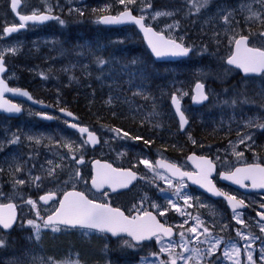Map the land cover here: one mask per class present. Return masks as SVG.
<instances>
[{
	"label": "rangeland",
	"instance_id": "obj_1",
	"mask_svg": "<svg viewBox=\"0 0 264 264\" xmlns=\"http://www.w3.org/2000/svg\"><path fill=\"white\" fill-rule=\"evenodd\" d=\"M23 1L21 13L45 12L58 19L32 24L25 31L8 38L4 31H0V56L9 54L14 58H22L25 63H19V68L33 76L32 79L27 78V81H39L40 78L47 80L49 72L57 73L58 76L54 78L58 79L59 83L51 82L50 87L44 82L40 83L39 87L52 95L58 104L67 98L64 88L69 86L70 79L80 82L81 79L88 80L89 77L99 78L93 61L97 62L99 68L108 69L105 61L100 63L102 51L107 44L96 45V40L100 39L99 33L110 43L133 39L136 33L140 36L136 29L132 30L133 27L121 30L100 28L98 19L103 14L100 11L111 6L103 0L92 4L86 0ZM157 2L158 0H134L129 3L125 0V3L121 4L119 0L117 5L121 7L113 11L134 10L168 37L191 47L192 54L178 65L166 63V68L158 80L160 82L163 76L168 74L162 90L160 87L155 88L158 83L152 84V81L147 83L149 88L144 86L141 75H144L145 68L140 70L141 75H136L135 71L130 73L129 57L120 58L121 55L114 53L111 57L117 65L110 64L111 71L102 77L103 84L111 88L105 97L107 107H119L120 112L123 108L122 114L128 118L144 123L152 122L150 125H154L160 133L159 137L167 138L168 142L179 132L178 128L174 129L175 117L170 105H167L172 94L176 93L183 101L185 113L192 118L191 125L183 134L189 137L193 147L196 124L201 128L207 124L216 126L219 131L221 129L218 126L227 124L226 127L233 130L234 140H250L259 133L256 129L247 131L246 126L249 121L259 122L260 107L264 108V77L247 78L241 86L245 94L243 103L248 108L256 107V110L249 111L250 117L246 118V111L244 114L230 111L224 117L203 119L201 107L190 109V105L193 85L200 80L205 84L213 102H217L218 94L213 80L221 82L219 74L232 75L236 72L228 66L227 70L224 68L225 59L230 55L236 37L249 35L252 45L264 49V37L260 35L264 27L260 28L259 33L256 32V29L264 24V0H208L207 4H203V0H189L188 4L183 5H156ZM11 14L10 1L0 0V25L15 23L16 19ZM62 27L65 28L64 31ZM63 32L68 35L71 52L80 57L70 61L57 59L59 51L55 42H58L60 33ZM136 51L133 47V53ZM205 64L210 66L209 69L204 70ZM217 71L221 73L216 74ZM20 77L22 75L14 67L4 76L6 80L11 81L19 80ZM85 80L82 85L78 83L77 86L87 87L92 84ZM239 95L241 92L234 90L229 99L235 100ZM151 105L157 107L156 112L149 110ZM204 106L212 107L209 103ZM27 116L31 117V114L28 113ZM30 117L12 123L0 116V203L19 202V217L15 229L10 233H4L0 229V238L5 236L13 244V251L0 254V264H171L173 259L179 260L180 264H264V222L258 220L253 212L232 211L205 196L194 195L188 184L171 179L165 172L156 168L154 155L162 157L165 155L163 151H152L147 146L142 148L137 145L138 137L133 139L135 137L128 133L125 136L126 131L109 126L94 127L102 139L101 148L96 149V154L110 155V160L120 167L132 158L142 178L147 180L136 187L140 194L135 202L141 206L152 202V206L159 213H164L161 216L174 218L175 223L181 226L183 236L180 235L179 239L158 240L159 251L145 248L137 257L128 249L132 248L128 245L124 248L125 251L118 249L120 244H127L125 240L117 239L114 243L106 235L92 229H71L57 225L59 231H54L51 226L44 227V217L55 211L57 203L41 205L37 200L41 192L53 190L62 194L68 187L77 186H81L85 191H92L89 186L90 170L76 164L79 158L89 153V147L77 136L65 137L60 132L56 138L53 132L57 130V124L52 126L51 131L41 128L37 130L36 123L30 121ZM201 128L198 129L201 131ZM52 146L55 147L51 148ZM65 146L66 149H60ZM232 150V159H224L228 166L244 159L237 148ZM144 161H148L150 166L145 165ZM152 181L155 188L150 192ZM37 192L38 195L35 196ZM254 199L258 200V197ZM29 200L34 201L36 206L29 204ZM30 220L40 225L38 239L35 227L28 224ZM241 220L243 223L239 222ZM194 227L197 231L191 232L190 229ZM205 228L208 232L204 231ZM47 236L69 238L70 244L76 237L77 241L81 242L82 249H68L64 246L59 248L55 243H47ZM89 244L93 246L91 251L95 252L92 259H89L91 252L86 248Z\"/></svg>",
	"mask_w": 264,
	"mask_h": 264
},
{
	"label": "flooded vegetation",
	"instance_id": "obj_2",
	"mask_svg": "<svg viewBox=\"0 0 264 264\" xmlns=\"http://www.w3.org/2000/svg\"><path fill=\"white\" fill-rule=\"evenodd\" d=\"M23 3H24V1L20 0V4L16 8V11L13 12L11 10L14 18L16 19V22L8 24V25H5V24L0 25V31H4L6 28L19 27L20 23L17 19V15L18 14L26 15V14L21 13L22 5H24ZM10 9H11V7H10ZM28 26H30V25H25L24 29H21L17 32L14 31V32H11L9 34H7L4 31L6 34V38H8L9 36L17 35L21 31H25L27 28H29ZM61 35H62V33H60V36ZM65 35L68 36L66 33H65ZM55 47L58 49V42L57 41L55 42ZM69 49H70L69 52L72 56V58L70 60H73L74 58L80 57V56L71 52L70 46H69ZM74 56H76V57H74ZM0 57H2V56H0ZM3 58H4V65L7 67V72L5 73V75L10 71V68H12V67H14L16 69V71L22 75V77H20L19 80H12L11 81V80H6L4 78L7 81L8 85L13 87V88L16 87V88H27V89H29V91L32 93L33 97L36 98L38 101H40L41 104L38 106L37 105L35 106V105H32V104H29V103H26L24 101L16 99L13 101L15 103H17L18 105L23 107L22 115L18 118L8 117L5 114H0V116H3L7 120H10L12 123H14L16 121L22 120L25 117H30V116H27V114L30 113L31 114L30 121H33L36 123L35 127L37 130H39L41 128V129H47L48 131L49 130L51 131L52 126H55L57 124V126H56L57 130L55 132H53L54 135L56 136V138L59 137V133L61 132L62 135L65 137L72 136V138H74L77 136L79 138H82L83 141H85V138H86L85 135L80 134L75 129H73L69 126L70 123H77V124H82V125L84 124V125L89 127L88 120H86V119L84 120L83 117L80 115V113H81L80 109L78 107H76V112H75V111L70 109L71 104L68 103V100H70V96L68 95L67 91L76 92V90L80 87L71 86V88H68L69 86H67L65 88L66 90L64 89L65 90L64 92H66L67 98H66V100L63 99L64 102H62L61 104H58L55 101V99H53L54 97L52 95L48 94V92H45L44 89L39 87V84L44 83V82L50 87H52L50 85L51 82L59 83L58 79L54 78V76L55 77L58 76L57 73L55 74L54 72H49L47 74V77L51 78L50 81H45L42 78H40V80H39L41 82L34 80V79L31 81H27V78L32 79L33 76L27 72L21 71V69L19 68V63H25L22 58H20V57L14 58V57L10 56L9 54ZM68 78H69V76H68ZM90 78L91 77H89L88 80L84 79L85 82L87 81L90 83ZM69 83H71V80L69 81ZM25 85H27L29 87H27ZM73 94H77V93H73ZM257 108L259 109V106H257ZM61 109L71 111L72 113H74L77 116V119L70 120L69 118H67L65 115L62 114ZM251 109L256 110V107L254 106L253 108L252 107L248 108L246 106V118L250 117L249 111ZM260 112H261V116L259 117V122L258 123H250V121H249V124L246 126L247 131H250L252 129H254V130L256 129L259 131V133L254 135L250 140H244L242 142L239 140H234V138H235L234 134L204 136V135H196L194 133V139H195L194 147H200L201 149L199 151H191V152H194L198 155H205V156L209 157V159L211 161V165H212V170L210 172H213L211 179L214 182V184L218 187V189L222 190L225 194L237 197L238 199L242 200L246 204V209L243 212L251 211L256 216H258V213H260V214L264 213V207H262V206H264V193L258 194V193H254V192L253 193L241 192L240 190L234 189V188L228 186L227 184H225L224 182H222L220 180V175H221V172H232L237 166L253 165L254 164V165H260L261 167H264V108L260 107ZM191 121H192V118L190 119V122ZM176 125H177V127H179L176 119L174 118V127L175 128H176ZM225 126H227V124H225ZM225 131H227V130H225ZM179 133L180 134H176L171 139H169L171 141V143L169 145L174 149L172 151H168L167 149L160 147L159 145H153V144L152 145L149 144V145H147V147L150 148L152 151L155 149L162 150L165 153V155L162 156V158H165V159H168V160L174 162L175 164L180 166L183 170L191 171L192 168L186 162V155L190 152H186V150L183 149L185 147L183 146V143H182L183 140H187L188 143L190 144V139H189V137H187L186 135L183 134L185 132L179 131ZM235 142H237V143H235ZM101 144H102V139H101ZM100 146L98 147L99 149L101 148ZM190 146H192V145L190 144ZM54 147L55 146H52L51 148H54ZM66 148H67V146H65V148L60 147L61 150L66 149ZM235 148H237V151L242 154L244 159L240 160V161H235L231 164V166H228V165H226L224 159L226 158V159L231 160L232 159V151H234L232 149H235ZM88 152L89 153L85 157L79 158L76 161V164L79 167H85V168L89 169L90 170V178H91V174H92L91 163L95 160L109 161L115 167H120L119 165L113 163L112 160H110V159H112V157L108 154H104V153L96 154L97 150L91 149V148L88 149ZM157 157H159V156L154 155V159ZM74 159L76 160L75 157H74ZM79 161H82L81 165L78 164ZM120 168H131V169L138 171V180L135 183V185L132 186V188H130L129 190L113 193L108 189H105L102 192H97V191H94L91 189L92 191L89 192V191H85L84 188H81V186H77L75 189L81 190L91 200H94L95 202L104 203V204L110 205L114 208L120 209L128 217L143 215V213H145V212H148V213L153 212L157 215V217L159 218V220L162 223H164L167 226L171 225L175 228L176 234L173 238H165L163 235H157L159 237V239H157V236H154L151 239V241L144 242L140 245L135 244L133 241H131L130 239H128L126 237L117 238V239H119V241H124V240L130 241L131 245L133 244V246H135L131 249H132V252L137 255V257L141 255L140 251L144 250L145 248H148V249L152 248L156 251H159L160 248L158 247V245H159L158 240H171V239L181 238L180 237L181 226H179L175 223L173 217L168 216L167 218H165V217L161 216L160 213L152 206V202H149L148 204H144L143 206H141L138 202H135L138 195L140 194V192H137L136 187L139 186V184H141V183L143 184V182L147 181V180L142 178L141 173L137 169L132 158L130 159L129 162L126 160L125 164L123 166H121ZM158 170L165 172L163 169H158ZM167 175L171 179H174L177 181H182V182H185L186 184H188L186 182V180H184V179L180 180L178 178L171 177L169 174H167ZM89 184H90V180H89ZM150 185L152 187L150 186L149 191L153 192L154 188H155L154 182L153 181L150 182ZM248 186H250V183ZM188 187L194 193V195L199 196V197L205 196V198H207L208 200H211L212 202L226 206V203L223 199H212V198L208 197L206 194L202 193L196 187L189 186V185H188ZM69 188L70 187H68L67 189H69ZM52 191L53 190H47L45 192L49 193ZM45 192H43V193H45ZM105 193H107V195H105ZM33 194H35V193H33ZM127 194H129V195H127ZM36 195H38V192L35 194V196ZM41 195H42V192L37 196V200L40 198ZM60 195L61 194H58V196H60ZM254 197L255 198L258 197V200H255ZM6 203L14 204L17 211L19 212V209H18L19 202L15 203L14 201H8ZM262 221L264 222V219H262ZM109 239L112 242L117 240V239H112V238H109ZM177 250H178V248H177ZM176 262L178 263L179 260H176ZM178 264H180V262Z\"/></svg>",
	"mask_w": 264,
	"mask_h": 264
},
{
	"label": "snow or ice",
	"instance_id": "obj_3",
	"mask_svg": "<svg viewBox=\"0 0 264 264\" xmlns=\"http://www.w3.org/2000/svg\"><path fill=\"white\" fill-rule=\"evenodd\" d=\"M128 2L132 3L134 2V0H128ZM207 2L208 0H203V4H207ZM16 3L17 0H13V4H12L13 8L16 7ZM120 3L124 4L125 0H120ZM157 15H160V13H157ZM253 15L256 14L253 13ZM49 19H58V17H52L46 14L37 15L35 13L30 16H20L21 21L31 20V21L43 22ZM143 19H144L143 17L136 18L134 16H131V13L129 11L122 12L118 17H109V16L102 17V21L104 23H119L124 20H134L135 23L141 26V28L144 30L146 35L151 33L152 37L155 38V39L150 38L149 43L152 46L153 52L157 56L164 55L166 54V52H170L172 55H187L189 53L190 49L183 46V44L177 43L176 40L165 39L163 35L152 32L151 28L144 27L142 23ZM60 23H63V21H60ZM24 26L25 25L21 23L19 25V28H23ZM17 30L18 29L16 27H11V28H6L4 31L6 33H11ZM246 40L247 37L244 36H241L239 39L235 40L237 54L229 58L228 63L237 65L239 68H242L245 73L261 72L262 70H264V50L258 48H248L245 44ZM242 45L244 46V52L246 53V55L243 56L239 55ZM100 63L103 64L104 61L101 60ZM3 71H5V69L3 67L2 60H0V72ZM0 84H3V81H0ZM197 88L202 89L203 85H197ZM4 90L12 91V89H7L6 87ZM22 94L28 95L27 92H24ZM198 99L205 100L207 99V97L201 91ZM173 102L176 103L177 111H179L180 110L179 101L176 100L175 97H173ZM4 106L5 105H0V107H4ZM6 110L9 112L21 111L20 107L17 105H7ZM61 111H63V109H61ZM68 115H71V113H68ZM180 121H181V128H183V126L187 123V120L185 119L182 112L180 113ZM72 127H77V125L73 124ZM80 131L82 133L87 132V129L82 128L80 129ZM88 135L91 143L95 144L98 142L93 133H89ZM124 135L126 136L127 133H125ZM29 139H32V137H29ZM189 159H194V157H189ZM199 159H201L203 163L207 165V168L201 167V165L199 164L197 165V167L201 169L200 175L204 179H207L209 172L212 170L211 161H208L205 158H199ZM143 163H145V165L150 166L148 161H144ZM104 167L111 168L110 165H105ZM112 173H114L115 175L110 176L98 171L97 175L92 179L93 185L97 188H101L105 184H109L110 186H112L113 190H115V188L118 187H126L127 184L131 182L132 179H135V174L132 172L123 173V172H118V170L116 169H112ZM239 173H244V175L237 178L236 174ZM236 174H233L226 178L234 179L235 182L238 184H242L245 179H251L253 187L264 188V167H261L260 165H252L249 166L247 169L238 168L236 169ZM180 175L182 176L187 175L191 178V174L189 173H180ZM197 182L199 183V180H197ZM19 183L23 184L24 181H19ZM54 195L55 193H49L46 196H41L40 200L48 202L49 200L53 199ZM105 195H107V193H105ZM234 199H235L234 197H229L230 201ZM28 203L31 204L33 207L36 206L35 202L32 200H29ZM242 204L243 201H237L236 203L232 204V207L233 209H235ZM173 207H175V205H173ZM0 208H7L9 210H14L15 206L12 204L0 205ZM163 214H164L163 212L160 213V215ZM37 215H39V213H37ZM261 216L264 217V213H261ZM14 220H15L14 211H10L7 216L0 215V225H2L4 229L10 228ZM239 222L243 223L242 220ZM28 224L33 225V227H35L37 233V239H38L40 225L35 224L31 220L28 221ZM59 224H64L72 227L80 226L83 228L96 229L101 232L108 231L111 232L113 235H116L118 233H127L136 241L150 239L153 236H157L158 232H163L164 235H171L172 233L171 228H165L162 224H160L156 220L155 216H152L151 213L145 212L143 213V215H137L129 218L128 216H125L124 213L120 211V209L111 208L107 204L96 203L94 200H89L83 192H75V191L64 193L63 199L59 201V207L55 209L52 215H49L47 217V220L44 222L43 226L44 227L51 226L54 231H59V228L57 226ZM190 231L196 232L197 229L194 227L190 229ZM204 231L208 232V229L205 228ZM262 231H264V228H262ZM181 236H183V233H181ZM157 239H159L158 236ZM2 243L3 241L0 240V244ZM125 243L128 242L125 241ZM218 243L219 241H217V244ZM162 251H167V249H162ZM236 251L238 252L239 249H236ZM209 255H211V252L209 253ZM225 255H227V253H225ZM251 259H252L251 254H249V260ZM171 264H176V260L173 259L171 261Z\"/></svg>",
	"mask_w": 264,
	"mask_h": 264
},
{
	"label": "trees",
	"instance_id": "obj_4",
	"mask_svg": "<svg viewBox=\"0 0 264 264\" xmlns=\"http://www.w3.org/2000/svg\"><path fill=\"white\" fill-rule=\"evenodd\" d=\"M88 3L92 4L93 2H99L101 0H86ZM105 3L111 4L110 8H106L103 11H100V13H112L115 8H119L121 6L117 5V2L119 0H103ZM188 1L184 0H158L156 5H183L188 4ZM264 27V24L260 25L258 29H256V32H260V28ZM102 29H109L106 27L101 26ZM63 31L65 30L64 27H62ZM111 30V29H109ZM118 30H121V28H118ZM134 30V28H132ZM100 39L96 40V45H102L107 44L106 48L102 51L101 60L105 61L104 64L107 65L108 69L103 70L99 68L100 66L97 65V62L93 61L94 69L97 72V75L99 76L98 79H94L93 77L90 78V83H92L90 86L87 87H80L76 90L77 94H73L74 92L67 91L68 95L70 96V100H68V103L71 104L70 109L76 112V107L80 109V115L83 117V119L88 120L89 125L92 127H103V126H109L111 128H118L122 131H126L129 135H132L135 137V139L138 137V144L141 145L142 148H147L146 146L149 144L153 145H159L160 147H163L167 149L168 151L174 150L169 144L171 141L167 142V139L164 137H159L160 133L156 131V128L154 125H150V121H147L146 123L137 121L132 118H128V116L123 115L124 113L123 108L121 109L122 112H120L119 107L114 106L113 108L107 107L106 103V96L107 93L109 94L111 91V88L103 84L102 77L105 76L107 72L111 71V67H109L110 64L117 65L116 61L113 57H111L114 53H117V55H121L120 58H123L125 56H128V71L131 73L133 71L137 74L141 75L140 70L142 68H145L144 75H141V81L143 82V85L149 88L148 82L152 81V84L158 83V85H155V88L160 87L162 90L164 89L165 85V78L168 74H165L163 76V79L158 82L160 77L162 76V71L166 68V63H159L155 62L150 53L148 52L147 48L144 46L143 41L141 40L140 36L136 33L135 36L130 38L129 40L125 42H112L110 43L107 39H104L102 37V33H99ZM68 38L65 35V32L62 33V35L59 38L58 41V51L59 54H57L58 59H63L65 61H70L72 58L70 54L69 44H68ZM92 44H93V40ZM137 42V43H136ZM133 47L137 49L135 53H133ZM139 48V50H138ZM76 57V56H74ZM73 57V58H74ZM132 57V58H130ZM150 62H153L152 64ZM181 61L173 62V65H178V63ZM96 66V67H95ZM204 70L209 69L210 66L204 65ZM224 68L227 70V66H224ZM230 70V69H229ZM222 71V70H220ZM220 71H217L216 74L221 73ZM226 73V72H224ZM228 73V71H227ZM221 78V82L217 80H213V85H215L217 89V102H213L212 96H210V100L208 101L209 105L212 107H205L202 106L200 109L203 111V114L201 118L205 119H217L218 117H224L225 115H228L230 111H234L238 114H244L246 111V105L243 103L245 99V94L242 92V85L244 81L247 79L243 78L242 75H240L238 72H235L232 75H224L219 74ZM210 77V76H208ZM200 79V78H199ZM51 78L49 77L45 81H50ZM71 80V79H70ZM84 81V79H82ZM76 82L74 80H71V85L69 84L68 88H71V86H77L82 85V82ZM27 86V85H25ZM29 87V86H27ZM65 89V88H64ZM66 90V89H65ZM64 90V91H65ZM238 91L241 92V95L235 100H230L229 95H231L232 91ZM75 99V101H74ZM243 99V100H242ZM224 102H226V105H224ZM73 103V104H72ZM167 105H170L169 102H167ZM152 106V105H151ZM190 109H192V106H190ZM149 110H152L153 113L157 111V107H151ZM205 111H208L209 113H205ZM121 113V114H120ZM151 114V113H150ZM222 119V118H221ZM224 120V119H223ZM152 121V120H151ZM174 121V118H173ZM154 122V121H153ZM223 127L218 126L221 130L219 131L216 126L212 125H203V128H201L199 125L196 124V130H194V133L196 135H204V136H215L219 134H233V130L231 127H226L224 124H222ZM221 125V126H222ZM174 126V125H173ZM174 127V129H177ZM201 128V131L198 129ZM227 130V131H225ZM149 134V136H147ZM163 134V133H162ZM178 134H180L178 132ZM164 135V134H163ZM155 136V137H154ZM163 138L166 140L164 141ZM134 139V138H133ZM183 146L186 152L190 151H198L201 148H194L190 146L187 140H183ZM210 143V142H209ZM71 232H74V230H71ZM74 237V242L69 243V238H64L62 236L60 237H46L47 243H55L57 247H67L68 249L75 248L76 250H81V242L77 241V238ZM3 243L0 245V254H7L10 251H13V244L6 238L5 236H1L0 238ZM115 243V242H114ZM73 244V245H72ZM135 247L133 244L131 245V242L128 241L127 244H120L118 246V249H126V247ZM70 247V248H69ZM89 252H91V256H89V259L94 258V251H91L93 246L90 244L86 247ZM124 249V251H125ZM130 251H132L131 248H128ZM85 250V251H87ZM133 253V252H132Z\"/></svg>",
	"mask_w": 264,
	"mask_h": 264
},
{
	"label": "water",
	"instance_id": "obj_5",
	"mask_svg": "<svg viewBox=\"0 0 264 264\" xmlns=\"http://www.w3.org/2000/svg\"><path fill=\"white\" fill-rule=\"evenodd\" d=\"M12 4H13V0H10L11 10L13 12H15L16 11V8L20 4V0H17V3H16V7L15 8H13ZM125 11H129L131 13V16H134L136 18L143 17L142 15L135 13L132 9H123V10H120L119 12H117V13H105V14H102L99 17V23L101 25L106 26V27H109V28H118V27L119 28H122V27H126V26H132V27H134L137 30V32L140 34L141 39L143 40V43L146 46V48L148 49L149 53L151 54V56L153 57V59L155 61H157V62H175V61H178V60H181V59H184V58H188L190 56V54L192 52V49L190 47H188V46H185L184 44H183V46H185V47H187V48L190 49V51H189V53L187 55H172L170 52H166V54H164V55L157 56L153 52L152 46L149 43V39L150 38H152V39H155V38L152 37L151 33H149L148 35H146L145 32H144V30L141 28V26L139 24L135 23L134 20H124V21L119 22V23H104L102 21V17H105V16L118 17L122 12H125ZM33 14L34 13H30V14H26V15H20V14H18L17 15V19H18V21H19L20 24L23 23L24 25H26V24H42V23L46 22V21L39 22V21H31V20H28V21H21L20 20V16H30V15H33ZM42 14L48 15L47 13H42ZM37 15H40V14H37ZM143 18L144 19H143L142 23H143L144 27L151 28L152 29V32L163 35L165 37V39L175 40L173 38L168 37L164 32L157 30L155 26H153L151 24H148L146 22L145 17H143ZM24 27L23 28L16 27V28L18 29L17 31H19L21 29H24ZM7 34H9V33H7ZM260 35L262 37H264V30L261 31ZM241 36L247 37V40H246L245 44H246V46L248 48H258V49L264 50L263 48H260V47H256V46L251 45L250 44V37L248 35H243L242 34V35H239L238 37H236V39H239ZM235 40H234V42L232 44V50H231L230 55H228L226 57V59H225V64L227 66L233 68V69L238 70V72L240 74H242L244 77H258V76L264 74V70H262L261 72L245 73L243 71V69L242 68H239L237 65H235V64H229L228 63L229 58H231L233 55H236L237 54L236 53ZM177 43H181V42L177 41ZM239 55H241V56L246 55V53L244 52V46L243 45L241 46V51H240ZM0 60H2L3 67L5 69V71L0 72V81H3V84H0V105H5L4 107H0V114H5L8 117L18 118L23 113V107L20 106V105H18L17 103H15L13 100L18 99V100L24 101L26 103H29V104H32V105H35V106L36 105L38 106L41 103H40V101H38L36 98L33 97L32 93L29 91V89H27V88H16V87L13 88V87H11V86L8 85L7 81L4 79V74L7 72V67L4 65V58L0 57ZM197 85H203V88L202 89H198L197 88ZM5 87L7 89H12V91H6V90H4ZM201 91L207 97V99H205V100H199L198 99ZM24 92H27L28 95H23L22 93H24ZM29 97H31V98H29ZM173 97H175L176 100L179 101V109H180L179 111H177V105H176V103L173 102ZM208 100H209V94L206 92L205 84L202 81H196L194 83V85H193V94H192V97H191V104L194 107L198 108V107H201L204 104H206L208 102ZM7 105H17V106L20 107L21 111L20 112H9V111L6 110ZM170 105H171V108L173 110V113H174V115H175V117H176V119H177V121L179 123L180 130L184 132L189 127V125H190V119L188 118L187 114L184 112L183 101L179 98V96L176 93H173L172 94V96L170 98ZM181 112L183 113L185 119L187 120V123L183 126V128H181V121H180V113ZM68 113H71V115H68ZM62 114L65 115L70 120L77 119V116L74 113H72L71 111H69V110H63L62 111ZM73 124L77 125V127H72ZM69 126L71 128H73V129H75L80 134L86 136V141H87V143H88V145H89L90 148H97V147L100 146L101 140H100L99 135L94 130L89 129L88 126L82 125V124H77V123H70ZM82 128H86L87 129V132H83L82 133L80 131V129H82ZM89 133H93L95 135V137H96V139L98 141L97 143H95V144L91 143V141L89 140V135H88ZM189 157H194V159H189ZM199 158H205L206 160L210 161L209 157H207L205 155H198V154H195V153H190V154H188L186 156V162L192 168L191 171L183 170L180 166H178L174 162H172V161H170L168 159H165V158H161V157H158V158L155 159V165H156V168L163 169L171 177H175V178H178V179H185V180H187L188 183L191 186L196 187L198 190H200L204 194L208 195L210 198H212V199H223L226 202V204H227V206H228V208L230 210H233V211L234 210H245L246 209V204L244 202H243L242 205H239L237 208L233 209L232 204L236 203L237 201H241V200L238 199V198H236V197H234L235 199L232 200V201H230L229 200V197H232V196H229V195L224 194L220 189H218V187L212 181L211 176L213 175V172H209V174L207 176V179H204L200 175L201 169L198 168L197 165L199 164V165H201V167H204V168H207V165L204 164L203 161L201 159H199ZM78 164L81 165L82 164V161H79ZM91 165H92V176H91V180H90V187L94 191H97V192H102L105 189H108V190H110L113 193L126 191V190H129L136 183V181L138 180V172L137 171L132 170L130 168L115 167L109 161L95 160V161H93L91 163ZM105 165H110L111 168H106V167H104ZM170 166H172V167H170ZM249 166H252V165L237 166L232 172H227V173L226 172H221L220 180L222 182H224L225 184L230 185V186H232V187H234L236 189H239L240 191L245 192V193H248V192L264 193V188L253 187L252 186V180L251 179H245L242 184H238V183L235 182L234 179H227L226 178L228 176H231L233 174H236V169H238V168L239 169H247ZM112 169H116V170H118V172H123V173L132 172V173L135 174V179H132L131 182L128 183L126 187H118V188H115V190H113L112 186H110L109 184H105L101 188H97V187H95L93 185L92 179H93V177H95L97 175L98 171L99 172H102V173H105L107 175L113 176L115 174L112 173ZM180 173H189V174H191V178L189 176H187V175L182 176V175H180ZM243 175H244V173L236 174L237 178H239V177H241ZM197 180H199V183L197 182ZM249 183H250V186H248ZM73 191H75V192H82V191L76 190V189H69L66 192H73ZM66 192H64V193H66ZM50 193H55V195H54V197H53L52 200H49L48 202H45L43 200H40V198H39V202L41 204H43V205H49V204H51L53 202H57L58 203L57 208H58L59 207V201L63 199L64 193L61 195L60 198L58 197V195H57L56 192H50ZM217 193H219V194H217ZM48 194L49 193H44L41 196H46ZM87 198L89 200H91L89 197H87ZM96 203H99V202H96ZM8 204H12V203H5V204H0V205H8ZM101 204H104V203H101ZM12 205H14V204H12ZM110 207L111 208H114L112 206H110ZM114 209H116V208H114ZM10 211H14L15 212V220L12 222V226L10 228H8V229H4L2 227V225H0V229L3 232H5V233H9V232H11L15 228L16 223H17V219H18V211H17L16 207L14 208V210H9L7 208H0V215L7 216ZM52 214H53V212L51 214H49V215H52ZM151 214H152V216H155L156 217V220L160 224H162L165 228H171L172 229L171 235H164L163 232H158L157 235H163L166 238H170V237H173L175 235L174 234L175 232H174L173 227L164 225V223H162L159 220V218L157 217V215L155 213L152 212ZM49 215H47L43 219L44 222L47 220V217ZM125 216H127V215H125ZM129 218H131V217H129ZM258 218L260 220L264 219V217H262L260 213H258ZM59 225L60 226H64V227H68V228H83V227H80V226L72 227V226H67V225H64V224H59ZM87 229H89V228H87ZM92 230H96V229H92ZM96 231L101 232L99 230H96ZM102 233L108 235L112 239H116V238H119V237H126V238L131 239L135 244H141V243H143L145 241H150L152 239V237H151L150 239H146V240H142V241H136L131 236H129L127 233H118L116 235H113L111 232H108V231H103Z\"/></svg>",
	"mask_w": 264,
	"mask_h": 264
},
{
	"label": "bare ground",
	"instance_id": "obj_6",
	"mask_svg": "<svg viewBox=\"0 0 264 264\" xmlns=\"http://www.w3.org/2000/svg\"><path fill=\"white\" fill-rule=\"evenodd\" d=\"M176 135V134H175ZM155 137V136H154ZM182 144V143H181ZM180 145V144H179ZM184 149V148H183ZM162 151V150H161Z\"/></svg>",
	"mask_w": 264,
	"mask_h": 264
}]
</instances>
